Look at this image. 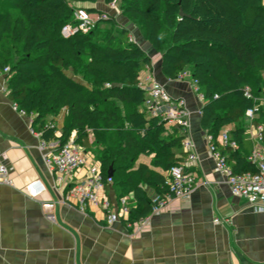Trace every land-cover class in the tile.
Segmentation results:
<instances>
[{"label": "trees", "instance_id": "1", "mask_svg": "<svg viewBox=\"0 0 264 264\" xmlns=\"http://www.w3.org/2000/svg\"><path fill=\"white\" fill-rule=\"evenodd\" d=\"M95 1L0 0V70L7 67L8 98L31 116L30 127L40 139L63 144L74 132L75 143L93 152L104 177L112 167L111 186L118 198L127 196L129 216L138 219L152 206L145 188L162 192L166 171L185 158L184 134L140 110L146 89L139 75L151 71L152 60L128 39L125 26L117 29L113 17L101 18L103 12L81 6L97 12L95 23L87 32L61 34L62 25L74 21L72 2ZM124 12L160 51L167 79L188 69L197 81L204 100L200 127L226 163L234 172L254 171L247 156L219 143L218 134L233 125L231 138L240 142L248 108L253 109L252 124L264 122V65L259 64L264 60V0H130ZM89 50L99 56L85 64ZM101 63L107 67L100 68ZM118 65L126 67L119 70ZM67 68L81 73L83 81L65 73ZM62 108L58 129L55 116ZM140 155L149 161L136 163Z\"/></svg>", "mask_w": 264, "mask_h": 264}, {"label": "crops", "instance_id": "2", "mask_svg": "<svg viewBox=\"0 0 264 264\" xmlns=\"http://www.w3.org/2000/svg\"><path fill=\"white\" fill-rule=\"evenodd\" d=\"M186 71L182 79H167L159 64L144 71V80L161 83L173 98L184 101L189 124L183 134L191 146L183 149L182 162L194 173L196 185L187 199L173 200L137 233L123 219L106 224L98 209L84 214L73 200L61 201L64 191L54 186L39 137L31 131V116L13 108L5 78L0 77V150L13 169V185L0 183V264H264V211L232 195L224 174L215 170L207 133L199 124L204 100H199ZM260 74L264 82V70ZM242 122L245 132L236 149L247 156L257 146L264 154L262 140L254 139L257 124L246 116ZM259 123L264 129V122ZM222 129L230 133L233 125ZM80 150L86 163L74 173L75 179L96 158L92 151ZM188 152L193 160H186ZM35 180L44 189L33 198L23 188ZM145 189L149 196L155 193ZM105 194L118 199L114 185H107ZM46 201L54 202L50 214L41 207Z\"/></svg>", "mask_w": 264, "mask_h": 264}, {"label": "built area", "instance_id": "3", "mask_svg": "<svg viewBox=\"0 0 264 264\" xmlns=\"http://www.w3.org/2000/svg\"><path fill=\"white\" fill-rule=\"evenodd\" d=\"M101 18H107L105 13ZM97 19V18H96ZM96 19L91 18L84 7H75L73 11V22L62 25L60 32L64 37L72 35L78 31L87 32L95 23ZM128 39L133 38L128 35ZM7 71V67L0 70V77ZM188 74L186 70L180 72L176 79H182ZM192 84L198 93L199 100H203V95L197 89V81L192 79ZM140 84L146 89V94L140 110L146 117L155 116L166 122L168 125L181 128L185 132L188 127V111L181 98H173L166 88L156 81L140 80ZM108 85V83H105ZM247 97L250 96L248 89L245 91ZM264 100V99H263ZM13 108H17L12 103ZM248 119L253 117V109L245 111ZM255 141L262 140L263 125H254ZM31 131L39 137L38 147L41 150L42 158L53 173L55 188H62L64 194L61 201L75 202L76 209L84 214H88L91 208L100 211L102 219L106 224L123 219L125 225L133 233H137L150 225L151 217L158 215L168 207L175 199H187L196 185V178L186 162L172 164L166 171L165 189L160 193H153L150 196L152 206L148 214L138 219L129 218L130 207L127 196H121L117 200H111L105 194V187L111 184L110 176L101 171L100 162L93 161L86 167V172L78 179L73 177L74 173L82 168L85 157L82 155L80 147L75 143V133L72 132L69 138L59 144L57 141L46 142L40 139V133ZM209 150L214 157V168L225 176V181L232 195L243 198L246 204L255 211H264V154L259 147H254L247 155V161L255 166L254 171L234 172L226 163L225 156L222 155L212 143V138L207 134ZM219 143L234 150L237 148L236 140L232 139L229 129H222L218 134ZM258 144V143H257ZM191 142L183 139L182 149L188 151ZM186 160L194 159V154L188 152ZM12 166L7 161L5 152L0 150V183L13 185L11 177ZM40 181L35 180L26 184L24 192L30 197H37L43 192ZM54 206L53 201L41 202V207L46 214H50V209ZM217 222V219H214Z\"/></svg>", "mask_w": 264, "mask_h": 264}, {"label": "rangeland", "instance_id": "4", "mask_svg": "<svg viewBox=\"0 0 264 264\" xmlns=\"http://www.w3.org/2000/svg\"><path fill=\"white\" fill-rule=\"evenodd\" d=\"M130 0H114L112 3H108L106 0H96L95 2L91 3V2H72L71 5L74 7H94L97 10H99L100 12L105 13L108 17L111 16L115 19L116 21V28H120L122 26H125V28L128 29V31H130L128 33V35H130L132 38L134 37L135 42L137 44L140 45V47L142 48V50L151 58L152 60V67L154 66V68H157V66L160 63V51L159 50H155L151 44L143 37L142 31L139 28V25L130 21L126 15V13L124 12V8L125 6L129 3ZM131 3H133V1H131ZM253 12H255V10H249V12L246 14V19H250V17L252 16ZM89 15L91 18L96 19L98 16L97 12H89ZM104 24H108V23H103L102 26H108V25H104ZM133 39V41H134ZM88 57L84 56L83 62L86 64L87 61H92L96 58H98V53L96 51H88ZM259 64L264 65V60H261ZM102 66L104 68H106L107 66L103 63L100 64V68H102ZM126 67V66H125ZM123 66H115V68L121 70L123 68H125ZM65 73H67L70 76L75 77V79L79 80V81H83L82 79V74L80 73H74L73 70H71L70 68L64 69ZM147 73L145 72H141L139 75V79L140 80H144L145 75ZM85 82V81H84ZM119 111L121 113L126 112L127 107L125 105L119 104ZM64 115H65V109H61L59 111V113L55 116L56 117V125L58 127V129L62 126L63 124V120H64ZM94 159V158H93ZM96 160V158L94 159ZM93 160V161H94ZM140 160L143 161H149V158L144 157L143 155H140L137 159H136V163Z\"/></svg>", "mask_w": 264, "mask_h": 264}, {"label": "water", "instance_id": "5", "mask_svg": "<svg viewBox=\"0 0 264 264\" xmlns=\"http://www.w3.org/2000/svg\"><path fill=\"white\" fill-rule=\"evenodd\" d=\"M180 15H183V13L180 11ZM113 169L111 166H109L108 170H107V174L108 176L112 175Z\"/></svg>", "mask_w": 264, "mask_h": 264}]
</instances>
